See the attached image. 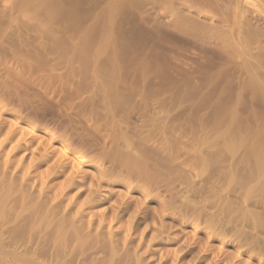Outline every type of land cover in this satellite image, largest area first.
I'll use <instances>...</instances> for the list:
<instances>
[{"label":"rangeland","instance_id":"rangeland-1","mask_svg":"<svg viewBox=\"0 0 264 264\" xmlns=\"http://www.w3.org/2000/svg\"><path fill=\"white\" fill-rule=\"evenodd\" d=\"M150 1L0 0V264H264V0H203L236 63Z\"/></svg>","mask_w":264,"mask_h":264},{"label":"bare ground","instance_id":"bare-ground-1","mask_svg":"<svg viewBox=\"0 0 264 264\" xmlns=\"http://www.w3.org/2000/svg\"><path fill=\"white\" fill-rule=\"evenodd\" d=\"M131 2H132V0H130ZM137 1H139V0H137ZM152 1H154V2H156V7H157V11H158V9L160 10L159 12H156V10H155V12H156V14H154V18H152V13L151 14H149V13H147V12H145V11H142V13L144 12V13H147L148 14V16L149 17H151V19L153 20L154 19V23L152 22L151 23V20L150 19H147V18H149L148 16H147V14L146 15H144V13L142 14L143 15V18L145 17V19L144 20H149V21H146V22H149V23H151V27L152 28H154V30H155V32L159 35V38H160V40L159 41H162V36H164V34H168V35H171V37H174V36H179V37H181L182 39H184V40H186V41H190V42H193V44L195 43V44H198L199 45V47L201 48L202 47V50L204 49V50H207V49H209L208 51L210 52V54L212 53L211 52V50H214V52L215 51H218V52H216V53H221V55L225 58V56H228L227 57V59H229V57H230V59H232V60H234L235 59V61H233V62H237L236 61V59H239V57L242 55H240V56H237V57H234V55H235V53H230L231 51H229V50H233V52H235V50L234 49H237L236 51H238L239 49V47H237L238 46V44L236 45V44H233V46H235V47H232L233 49H231V48H228L227 46H229V47H231V45H232V43H233V41H232V43H230L231 41L229 40V39H227V40H229L230 42H229V45H225V43L222 45V43H220V41H222V37H224V35L226 36L227 34H225V32L223 33V32H219L220 30L218 29V25L221 23V24H225L226 23V16H228V15H226V16H223L222 15V12L219 14V17H221L220 18V20L221 19H223L224 20V23H222L221 21H219L220 23H217L216 25H217V28H216V25H215V21H217L218 19H219V17L217 16L218 15V13L220 12V10L218 11L217 9L219 8L220 9V7H218L216 10L215 9H211L209 6H208V8H210V9H207V5H206V1H203V0H152ZM232 1V0H231ZM230 0H229V2H231ZM127 2H129V0H127ZM130 2V3H131ZM134 2H135V0H134ZM133 2V3H134ZM140 2L141 3H143V2H145L144 4H147V6H148V2H149V4H151L152 2L150 1V0H148V1H145V0H140ZM140 2L138 3L139 5H140ZM147 2V3H146ZM212 2V0H210V3ZM218 2V5H219V2H221V3H223L221 0H218V1H216V2H214V0H213V2L212 3H215L214 5H217L216 3ZM233 2V1H232ZM234 2H235V0H234ZM48 3H50V2H48ZM51 3H53V2H51ZM125 3V2H124ZM136 3V2H135ZM207 3H209V2H207ZM208 4V5H211V4ZM227 3H228V1H227ZM122 4V3H121ZM129 4V3H128ZM226 4V3H225ZM225 4H223V6L225 5ZM229 4L230 3H228V5H225V6H229ZM262 4V3H261ZM55 5V4H54ZM123 5V4H122ZM129 5H131V4H129ZM133 5V4H132ZM139 5H135L134 4V7L136 8L135 10H137L138 8V11H136V12H138V14H140L139 13V11L141 12V10H143L142 9V7H139ZM143 5V4H142ZM142 5H140V6H142ZM213 5V6H214ZM222 5V4H221ZM220 5V6H221ZM232 5V4H231ZM234 5V4H233ZM233 5H232V7H233ZM51 6V7H50ZM50 6H48V4H47V6H45V7H43V8H45V9H49V7L50 8H54L52 5H50ZM118 6H120V7H118V8H121V5H118ZM138 8H137V7ZM147 6H144V9L145 8H147V10L146 11H149L148 10V7ZM150 6H154L155 7V5H150ZM224 6V7H225ZM257 6V5H256ZM258 6H260V5H258ZM47 7V8H46ZM124 7V6H123ZM126 7H127V5H126ZM125 7V8H126ZM133 7V8H134ZM154 7H150L149 9H150V11L154 8ZM231 7V6H230ZM229 7V8H230ZM113 8V7H112ZM213 8V7H212ZM214 8H216V6L214 7ZM226 8V7H225ZM239 8V7H238ZM241 8H243V7H241ZM247 8V7H246ZM245 7L243 8V10H248V9H246ZM57 9V8H56ZM117 9V8H116ZM155 9V8H154ZM223 9V8H222ZM52 10V9H51ZM54 10V9H53ZM52 10V11H53ZM66 10V9H65ZM64 10V11H65ZM113 11H114V9H112ZM122 10V9H121ZM212 10H214V12L216 13L215 14V16H214V12L212 11ZM224 10V9H223ZM240 10V9H239ZM242 10V9H241ZM240 10V11H241ZM249 10H251V9H249ZM248 10V11H249ZM67 11V10H66ZM154 11V10H153ZM152 11V12H153ZM222 11V10H221ZM224 11H227V10H224ZM231 11H233V10H231ZM120 12V11H119ZM229 13H230V11H228ZM247 12V11H246ZM245 11H241V14H243V17L245 16L244 15V13H246ZM47 13H49V11H47ZM53 13V12H52ZM112 13V12H111ZM110 13V14H111ZM121 13V12H120ZM126 13H127V11H126ZM228 13V14H229ZM51 14V13H50ZM49 14V15H50ZM56 14V12H54V14L53 15H55ZM113 14H114V12H113ZM116 14H119V13H116ZM140 14V15H141ZM225 14H226V12H225ZM252 14H255L254 12H252ZM252 14H251V17H252ZM52 15V14H51ZM58 15H59V13H58ZM57 15V16H58ZM121 15V14H120ZM123 15V14H122ZM125 15V14H124ZM231 15H233L234 16V14H231ZM248 15H249V17H250V13L248 12ZM60 16V15H59ZM72 16V15H71ZM110 16H113L112 14L110 15ZM116 16V15H115ZM126 16V15H125ZM124 16V17H125ZM156 16V17H155ZM232 16V17H233ZM119 17V16H118ZM120 17H123V16H120ZM142 17V16H141ZM147 17V18H146ZM215 17H217V19L215 18ZM236 17V16H235ZM234 17V18H235ZM256 17V15L254 16V18ZM52 18H53V16H52ZM228 18V17H227ZM231 18V17H230ZM230 18H228L229 20H230ZM246 18V17H245ZM253 18V17H252ZM252 19V21L254 20L255 21V19ZM258 18H259V15H258ZM261 18V17H260ZM260 18H259V20H260ZM60 19V18H59ZM115 19V18H114ZM114 19H113V25L115 24V21H114ZM116 19H117V16H116ZM119 19V18H118ZM216 19V20H215ZM239 19V18H238ZM120 20V19H119ZM144 20H143V22H144ZM247 20H249L248 18L246 19V21ZM258 20V21H259ZM263 20V19H262ZM62 21H64V20H62ZM234 21H235V19H234ZM243 21V20H242ZM250 21H251V19H250ZM250 21H247V22H250ZM258 21H257V23H258ZM119 22H121V21H119ZM260 22V24H261V21H259ZM263 22V21H262ZM118 23V22H117ZM122 23V22H121ZM230 23V22H229ZM251 23V22H250ZM256 23V24H257ZM148 24V23H147ZM152 24H154V25H152ZM236 24H238V23H236ZM235 24V25H236ZM245 24H246V22H245ZM248 24V23H247ZM246 24V25H247ZM255 24V23H254ZM254 24H253V22H252V26H254ZM111 27H114L113 25H112V22H111ZM150 25V24H149ZM226 25H227V23H226ZM230 25V24H229ZM234 25V24H233ZM233 25H231V26H233ZM235 25L232 27V28H234L235 27ZM250 25V24H249ZM248 25V26H249ZM225 26V25H224ZM237 26V25H236ZM248 26L246 27L245 25H244V29H245V27H246V30L245 31H243L244 33H243V35L246 33V31H247V29H248V31H247V33L250 31V32H252L251 30H254V29H249V28H251L250 26H249V28H248ZM255 26H256V28H255ZM254 26V28L255 29H257L258 28V26L257 25H255ZM261 26H263V25H261ZM123 27H124V25H123ZM221 27V26H220ZM219 27V28H220ZM227 27V26H226ZM230 27V26H229ZM241 28H242V26H240ZM120 28V27H119ZM222 28V27H221ZM220 28V29H221ZM225 28V27H224ZM253 28V27H252ZM112 29V28H111ZM121 29L123 30V28H122V26H121ZM223 29V28H222ZM221 29V30H222ZM261 29V28H260ZM259 28H258V30H260ZM116 30V29H115ZM119 30V29H118ZM219 30V31H218ZM230 30H231V27H230ZM243 30V29H242ZM112 32V31H111ZM115 32V31H114ZM221 33V35L219 34V33ZM261 32V31H260ZM118 33H121L120 31L118 32ZM226 33H228V32H226ZM232 33V32H231ZM231 33H230V35H231ZM254 33L255 32H253V33H248L249 34V36H247V34H246V36H247V38H248V40L250 41V38L254 35ZM117 34V33H116ZM124 34V33H123ZM165 35V36H168V35ZM224 34V35H223ZM251 34H252V36H251ZM256 34H257V32H256ZM234 35V34H233ZM259 34H257V36L255 35V36H253V37H256V39L255 40H253V41H255L256 43H258L257 41V38H259V36H258ZM112 36V35H111ZM119 35H117V37H118ZM235 36V35H234ZM233 36V37H234ZM113 37V36H112ZM158 37V36H157ZM230 37V36H229ZM243 37V36H242ZM242 37H240L241 39H242ZM164 38V37H163ZM244 39H245V36L243 37ZM246 38V39H247ZM114 39H116V38H114ZM225 39V38H224ZM236 39V38H235ZM244 39H242L243 41H244ZM252 39V38H251ZM263 39V38H262ZM262 39H260L259 38V42H262ZM231 40H232V37H231ZM241 40V41H242ZM257 40V41H256ZM264 40V39H263ZM239 41H240V39H239ZM247 41V40H246ZM252 41V43L254 44L255 42H253ZM58 42V41H57ZM118 42V41H117ZM116 42V43H117ZM59 43H60V41H59ZM236 43H237V41H236ZM240 43V42H239ZM264 43V42H263ZM106 44V43H105ZM124 44V43H123ZM228 44V43H227ZM231 44V45H230ZM242 44V43H241ZM252 44V45H253ZM260 45H262V43H259ZM54 45H56V44H54ZM61 45V44H60ZM126 46V45H125ZM244 46H245V44H244ZM247 46V45H246ZM245 46V47H246ZM256 46V44L255 45H253V47H255ZM227 47V48H226ZM237 47V48H236ZM252 47V48H253ZM251 48V49H252ZM125 49H126V47H125ZM127 49H128V47H127ZM248 49V48H247ZM254 49H256V48H254ZM250 50V49H249ZM207 51V52H208ZM252 51H254L253 49H252ZM251 51V52H252ZM256 51L258 52L259 50L258 49H256ZM256 51H254V52H256ZM213 52V53H214ZM239 52V51H238ZM256 52V53H257ZM262 52V51H261ZM261 52H258V53H261ZM215 53V54H216ZM229 53L230 54H233L232 56L234 57H231L230 55H229ZM244 55H246L245 53H243ZM262 54H263V52H262ZM212 55H214V54H212ZM225 55V56H224ZM236 55H239V53H237L236 52ZM244 55H242L243 56V58H244ZM258 55H260V57H262L263 55H261V54H257L256 56H254L255 58H257V60H259V57H257ZM216 56H217V54H216ZM219 56H220V54H219ZM242 56L240 57L241 58V60H242ZM247 56H248V54H247ZM215 57V56H214ZM218 57V56H217ZM216 57V58H217ZM223 57H221V58H223ZM252 57L253 56H251V59H252ZM264 57V56H263ZM262 57V59H260L261 61H263L264 62V58ZM219 59H220V57H218ZM217 58V59H218ZM223 58V59H224ZM248 58H250V56L248 57ZM250 59V60H251ZM225 60V59H224ZM231 60V61H232ZM241 60H240V62H241ZM244 60V59H243ZM250 60H248V59H245V62H244V65H246L245 63H246V61L248 62V63H251V64H253L252 66H251V64H249V66H251V68L248 66V64H247V67L248 68H246L245 69V71L247 70L248 71V73H249V75L248 74H245V76L246 75H248L249 77H251V75H253V76H255V77H253V79L255 80V79H257L258 80V78H259V76H261V74L260 73H258L259 74V76H258V74L257 73H255V72H257L258 70L260 71V69L262 70V68L263 67H258V63H253V62H251ZM256 60V59H255ZM260 60H259V65H262L261 63H260ZM225 61H229V60H225ZM230 61V62H231ZM253 61V60H252ZM255 62H257V61H255ZM228 63V62H227ZM239 63V62H238ZM257 64V65H256ZM238 65H240V64H238ZM241 65H243V64H241ZM254 65H255V67L257 66V71H256V69H254ZM264 65V64H263ZM262 65V66H263ZM239 67V66H238ZM246 67V66H245ZM254 70V73H255V75H254V73L252 74V71L250 70ZM259 68V69H258ZM239 70H241L240 68H238ZM250 71H249V70ZM243 70V69H242ZM238 71V70H237ZM263 71V70H262ZM242 73H244L243 71H241ZM239 73V72H238ZM241 73V74H242ZM246 73V72H245ZM262 73V72H261ZM241 74H239V75H241ZM257 74V75H256ZM263 74V73H262ZM264 75V74H263ZM263 75L261 76V78L263 79ZM256 76H258V78H256ZM248 77V78H249ZM184 78H186V77H184ZM183 78V79H184ZM188 78V77H187ZM187 78L186 79H184V81L183 82H185L186 80H187ZM245 78V77H244ZM242 79V78H241ZM240 79V80H241ZM251 79V78H250ZM250 79H248V80H250ZM259 80H261V79H259ZM258 80V81H259ZM242 81V80H241ZM252 81V80H251ZM264 81V80H263ZM190 82V81H189ZM247 82V81H246ZM253 82H255V81H253ZM187 83H188V81H187ZM249 83V82H248ZM255 83H257V82H255ZM255 83H254V85H255ZM252 84V83H251ZM253 86V85H252ZM261 86V85H260ZM261 91V90H260ZM260 91H259V93H260ZM264 93V92H263ZM262 94V93H261ZM264 96V95H263ZM239 97V96H238ZM238 100V99H237ZM233 103V102H232ZM238 103V102H237ZM234 105V104H233ZM232 104L230 105V106H233ZM231 108V107H230ZM225 111H228V110H225ZM231 112H232V110H231ZM229 113H230V111H229ZM228 113V114H229ZM234 113V111L232 112V114ZM264 123V122H263ZM262 127H264V125H262ZM260 128V127H259ZM214 132V131H213ZM261 133H262V130L260 131ZM216 134V133H215ZM257 137H258V135H257ZM205 138H206V136H205ZM220 138V137H219ZM223 138V137H222ZM260 138H262V135H261V137ZM259 138V139H260ZM259 139H257V140H259ZM222 140V139H221ZM260 140H263L264 141V139H260ZM259 140V141H260ZM207 142V141H206ZM264 143V142H263ZM233 146V145H232ZM232 146H230L231 147V149H233L234 147H232ZM263 146V145H262ZM256 147V146H255ZM261 147V146H260ZM228 148V147H227ZM257 148V147H256ZM255 148V149H256ZM229 149V148H228ZM254 149V151L253 152H256V150ZM252 150H253V148H252ZM251 150V151H252ZM258 150H260V149H258ZM64 151V150H63ZM64 153V152H63ZM256 153H258V154H255V160H253V158H252V160H253V162L255 163L256 162V166L255 165H253V166H255L256 167V170H257V178L255 179V181H252L253 182V184H251L252 186H251V188H250V191L253 193V195L255 194V192L257 193L258 192V194H261V195H263L264 196V193H262L261 191L263 190V187H264V150H262V154H260V152H256ZM65 154V153H64ZM252 154V153H251ZM216 155V154H215ZM253 155V154H252ZM67 156V155H66ZM79 156V155H78ZM78 156H76V157H74L73 155H72V157H68V159H69V161H70V163H71V165H72V167H76L77 165L76 164H80V162H81V157L80 158H78ZM216 158H214L213 157V160H212V158H211V160L214 162V161H219V159H216ZM224 158L222 157V160H223ZM225 159H226V157H225ZM220 162H221V159H220ZM154 163V162H153ZM215 163H218V162H215ZM76 165V166H75ZM77 168H78V166H77ZM80 168V167H79ZM78 168V169H79ZM250 168H252V167H250ZM250 170V169H249ZM246 173V172H245ZM245 173L243 174V175H245ZM248 175V174H247ZM244 177V176H243ZM243 177H242V179H243ZM254 177V176H253ZM254 179V178H253ZM236 180V179H235ZM246 180V179H245ZM249 180V179H248ZM241 182H243V181H241ZM240 182V183H241ZM233 183H234V181H233ZM240 183H238V184H240ZM230 184H232V183H230ZM235 184L236 185H238L237 183H236V181H235ZM243 185H248L249 186V183L248 184H244V182H243ZM242 185V186H243ZM239 186H241V185H239ZM238 186V187H239ZM248 186H246V188L247 189H249V187ZM244 187V186H243ZM242 187V188H243ZM240 188V187H239ZM243 189H245V188H243ZM240 190V189H239ZM242 190V189H241ZM246 190V189H245ZM254 190V191H253ZM251 192L250 193H248V196L249 195H251ZM242 194V193H241ZM252 195V196H253ZM262 198V197H261ZM262 204V203H261ZM260 204V205H261ZM264 205V204H263ZM261 207V206H260ZM250 211V210H249ZM252 212V211H251ZM248 214L250 215L251 213H249L248 212ZM253 214V213H252ZM255 214V213H254ZM264 216V215H263ZM258 218V217H257ZM254 219V218H253ZM255 219H256V217H255ZM254 219V220H255ZM258 220H261V219H258ZM256 221H257V219H256ZM262 221H263V219H262ZM244 222H246V221H244ZM250 222V221H249ZM249 224V223H248ZM257 224L260 226V227H264V223L263 222H261V221H259V222H257ZM249 226V225H248ZM257 228V227H256ZM11 251V250H10ZM2 253H3V251L0 253L1 255H2ZM17 253V252H16ZM7 255H8V253H6ZM5 253L3 254V255H6ZM12 254H13V252H12ZM15 254V253H14ZM10 257V256H9ZM18 258V257H17ZM1 260V259H0ZM18 261H20V260H18ZM26 261V260H25ZM32 260H30V262H31ZM17 262V261H16ZM21 262V261H20ZM22 262H24V261H22ZM29 264H30V262L29 261H27ZM5 263V262H4ZM26 263V262H25ZM32 263H34V262H32ZM7 264V263H6ZM8 264H10V263H8ZM19 264V263H18ZM216 264V263H215Z\"/></svg>","mask_w":264,"mask_h":264}]
</instances>
